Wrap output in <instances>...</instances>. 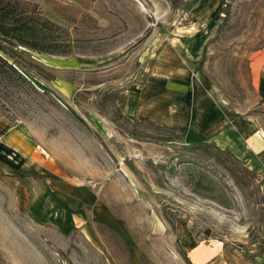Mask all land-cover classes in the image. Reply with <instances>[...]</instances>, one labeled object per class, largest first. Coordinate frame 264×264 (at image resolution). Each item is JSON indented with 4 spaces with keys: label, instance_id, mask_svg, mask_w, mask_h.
Wrapping results in <instances>:
<instances>
[{
    "label": "rangeland",
    "instance_id": "374dc122",
    "mask_svg": "<svg viewBox=\"0 0 264 264\" xmlns=\"http://www.w3.org/2000/svg\"><path fill=\"white\" fill-rule=\"evenodd\" d=\"M28 1L64 29L70 66L86 70L36 55L45 68L35 72L55 78H34L35 93L3 90L6 128L40 156L25 168L13 148L0 157V264H192L198 243L245 250L258 240L257 172L202 137L186 142L198 133L127 118L115 103L140 71L148 25L195 20L184 0ZM208 22L197 58L207 93L264 130L249 69L264 46V0H228ZM65 81L68 96L57 90Z\"/></svg>",
    "mask_w": 264,
    "mask_h": 264
},
{
    "label": "crops",
    "instance_id": "0c3cea01",
    "mask_svg": "<svg viewBox=\"0 0 264 264\" xmlns=\"http://www.w3.org/2000/svg\"><path fill=\"white\" fill-rule=\"evenodd\" d=\"M227 1L184 0L183 11L195 17L193 22L150 23L148 36L143 34L140 39V71L117 93L115 103L127 118L195 132L219 149L232 153L247 169L260 175L264 192V130L255 116H241L217 107L197 69L198 51L205 40L199 32ZM38 56L45 58L40 61L47 67L59 69L60 66H52L49 61L63 58L62 68L79 70L81 66V70H86L81 63L70 66L69 56ZM249 69L256 103L264 107V46L253 52ZM58 85L57 90L63 96L74 90L70 89L71 82ZM12 148L17 151L20 168L30 166L40 156L36 144L15 127L6 128L0 116V157ZM187 254L192 264H264V227L259 239L245 250L218 245V241L201 242L189 247Z\"/></svg>",
    "mask_w": 264,
    "mask_h": 264
},
{
    "label": "trees",
    "instance_id": "16d2710c",
    "mask_svg": "<svg viewBox=\"0 0 264 264\" xmlns=\"http://www.w3.org/2000/svg\"><path fill=\"white\" fill-rule=\"evenodd\" d=\"M64 32L42 14L37 4L28 0H0V100L8 97L3 90L35 93L34 78L47 83L55 78L35 72V68H45L36 55L71 56ZM185 138L187 143L202 140L201 136L189 134Z\"/></svg>",
    "mask_w": 264,
    "mask_h": 264
},
{
    "label": "bare ground",
    "instance_id": "6f19581e",
    "mask_svg": "<svg viewBox=\"0 0 264 264\" xmlns=\"http://www.w3.org/2000/svg\"><path fill=\"white\" fill-rule=\"evenodd\" d=\"M253 146H254V144H253ZM260 151V150H259Z\"/></svg>",
    "mask_w": 264,
    "mask_h": 264
}]
</instances>
